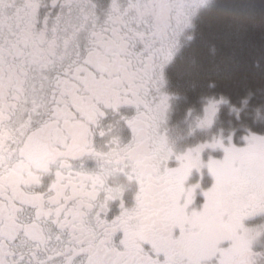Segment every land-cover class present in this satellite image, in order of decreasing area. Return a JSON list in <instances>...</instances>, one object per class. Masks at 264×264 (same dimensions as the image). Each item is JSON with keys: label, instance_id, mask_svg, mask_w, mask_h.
<instances>
[{"label": "snow or ice", "instance_id": "6c2138e0", "mask_svg": "<svg viewBox=\"0 0 264 264\" xmlns=\"http://www.w3.org/2000/svg\"><path fill=\"white\" fill-rule=\"evenodd\" d=\"M141 7L134 0H0V264H202L219 242L204 222L239 223L222 192L255 190L264 203V136L257 135L219 145L224 155L212 162L214 179L190 216L191 194L180 204L166 180L198 160L199 149L176 156L179 166L162 170L154 187L141 183L134 203L111 184L113 175L139 173L167 107L156 71L169 40ZM247 7L264 11V0L231 10ZM123 105L135 108L122 117L127 142L116 127H101L106 110ZM86 160L95 166L77 165ZM147 201L190 223L175 233L146 229ZM232 239L219 264L226 257L264 264L250 232Z\"/></svg>", "mask_w": 264, "mask_h": 264}, {"label": "trees", "instance_id": "16d2710c", "mask_svg": "<svg viewBox=\"0 0 264 264\" xmlns=\"http://www.w3.org/2000/svg\"><path fill=\"white\" fill-rule=\"evenodd\" d=\"M259 2L213 0L199 15L193 39L170 68L172 81L183 90L179 104L184 114L200 110L205 99H223L226 104L215 130L236 137L264 136V11L231 10Z\"/></svg>", "mask_w": 264, "mask_h": 264}, {"label": "flooded vegetation", "instance_id": "af4514ba", "mask_svg": "<svg viewBox=\"0 0 264 264\" xmlns=\"http://www.w3.org/2000/svg\"><path fill=\"white\" fill-rule=\"evenodd\" d=\"M209 0H134L135 3L141 5V15L147 17L154 29L159 32H164L166 38L169 40V54L161 61L160 66L156 71V89L158 95L167 97V107L161 114L160 123L158 126L157 138L153 141V147L148 155L143 157L139 162L140 171L138 174L129 171L125 174L113 175L111 177V184L119 189V194L125 198L129 203H134L138 194L139 186L141 183L152 188L159 182L158 174L164 171H170L172 168L179 166V162L175 159L176 156L182 155L178 152L176 147L171 143V130L174 126L172 120L177 116V110H174L173 104L178 103L181 96V87L174 84L170 76V68L176 61L178 55L181 52L182 44L184 40V33L190 32L192 34L195 27L196 20L199 14L206 9ZM185 34V35H186ZM135 114V108L131 105H123L117 112L112 110H106V116L101 121V127L107 128L114 126L120 131V136L123 142H127L131 137V132L127 128L122 117H131ZM178 117V116H177ZM98 145H103L105 138L96 137ZM41 159L39 153H34L32 156L33 161H39ZM77 165L82 168H93L94 162L90 160L77 161ZM213 175V174H212ZM208 177L210 175L208 174ZM192 178V177H190ZM211 178V177H210ZM189 180V179H188ZM167 190L176 191L180 197V204H183L182 190H187L189 186L187 181H183L181 184L180 178L175 174H170L166 180ZM234 190L237 187L233 185ZM182 189V190H181ZM239 193V191L237 192ZM251 191L246 194L248 197L247 213L250 219H246L242 222V225L235 222L236 227L234 231L244 232V224H254L258 219H264V209L257 211L253 210L256 197L249 196ZM196 200V199H195ZM118 207V203L116 205ZM144 227L151 229L153 224L156 225L160 233L166 234L169 229L174 233L178 232L181 225L187 227L189 220L180 216V214L173 208L165 206L163 209L155 208L151 201H147L144 208ZM229 221H233L231 218ZM234 222V221H233ZM227 222H218L217 225L222 232L223 240L217 248L216 255L210 260H203L202 264H219L221 251L229 248L232 243V234L230 229L227 230L224 224ZM227 226V225H226ZM254 235L252 232H250ZM253 242V241H252ZM258 243L252 247V250L256 253ZM228 264H232L230 261Z\"/></svg>", "mask_w": 264, "mask_h": 264}, {"label": "rangeland", "instance_id": "374dc122", "mask_svg": "<svg viewBox=\"0 0 264 264\" xmlns=\"http://www.w3.org/2000/svg\"><path fill=\"white\" fill-rule=\"evenodd\" d=\"M212 1L213 0H209L208 5L211 4ZM185 34L186 33L183 34V41L188 43L193 39V34L190 32L186 35ZM182 95L183 90H181V94L179 96L182 97ZM205 100L206 101L200 110L188 109L185 110V114L181 104L176 103L172 105L174 110H179L183 112V114L178 118L176 116V118L172 120L174 126L171 130V143H173V145L177 148L176 150L181 152L182 155L189 152H193L195 155L193 150H200L199 159L190 163L189 167L179 176L181 184L183 181H187L189 184V186H187V190H182V194H184L183 204L185 203L188 195L191 194L192 202L189 205V216L191 210L198 209L202 205V193L207 190L211 181L214 179L212 175V162L221 159L224 155L223 150L219 145L223 144L224 146H228L234 143L235 145L240 146L244 143L246 137L253 135L245 134L244 136L236 137L235 133L229 132L226 134L223 131L215 130L219 112L226 102L220 98H208ZM181 112L179 114H181ZM208 174L211 178L208 177ZM250 191L251 195L249 196H254L257 199V202L252 209L257 211L262 210V208L264 209V203L261 202V195L255 190L250 189ZM237 192L238 189L235 191L233 187L230 192H222L221 202L227 203L229 201L225 200L224 197L230 198L233 215L235 218H239L238 224L242 225L244 220L250 219L249 214L246 212L249 199L246 195L242 197L240 192ZM231 219L234 222L228 221L224 224V226L227 230L230 229L229 231L232 234L235 232L233 227H236L235 222L237 223V221L234 218ZM218 222L219 221L215 219L204 222L205 230L215 235L219 242L216 244L214 249H208L204 253L203 260L212 259L218 252L217 248L223 240L222 232L217 225ZM243 226L245 231L252 232L254 234L252 247L258 243L257 250L264 253V219L260 218L258 221H255L254 224L245 223ZM229 261L230 257H226L225 264H228Z\"/></svg>", "mask_w": 264, "mask_h": 264}]
</instances>
